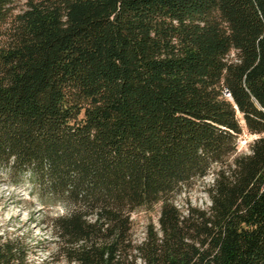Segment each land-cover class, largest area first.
I'll return each mask as SVG.
<instances>
[{
    "label": "trees",
    "instance_id": "16d2710c",
    "mask_svg": "<svg viewBox=\"0 0 264 264\" xmlns=\"http://www.w3.org/2000/svg\"><path fill=\"white\" fill-rule=\"evenodd\" d=\"M13 2L0 0V172L62 206L56 253L264 264V0ZM243 134L257 135L248 152ZM209 174V205L179 207ZM155 205L135 242L132 214ZM0 264H26L2 234Z\"/></svg>",
    "mask_w": 264,
    "mask_h": 264
},
{
    "label": "rangeland",
    "instance_id": "374dc122",
    "mask_svg": "<svg viewBox=\"0 0 264 264\" xmlns=\"http://www.w3.org/2000/svg\"><path fill=\"white\" fill-rule=\"evenodd\" d=\"M26 0H14V13L26 8ZM257 135L243 134L239 137L238 152H248L249 143ZM232 158V157H231ZM0 234L17 241L25 251L26 264H68L56 253V245L51 230V220L61 214L63 208L58 203L41 199L31 191L30 184L23 179L14 185L0 172ZM212 182V174L196 181L187 193L176 197V204L205 208L210 200L207 189ZM159 205L151 210H139L132 214V238L140 242L149 222L157 225Z\"/></svg>",
    "mask_w": 264,
    "mask_h": 264
},
{
    "label": "built area",
    "instance_id": "2783aa9c",
    "mask_svg": "<svg viewBox=\"0 0 264 264\" xmlns=\"http://www.w3.org/2000/svg\"><path fill=\"white\" fill-rule=\"evenodd\" d=\"M225 94H226V95H229V93H228V92H226V91H225Z\"/></svg>",
    "mask_w": 264,
    "mask_h": 264
}]
</instances>
